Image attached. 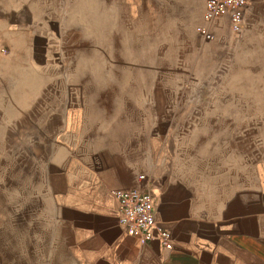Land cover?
Segmentation results:
<instances>
[{"label":"rangeland","instance_id":"374dc122","mask_svg":"<svg viewBox=\"0 0 264 264\" xmlns=\"http://www.w3.org/2000/svg\"><path fill=\"white\" fill-rule=\"evenodd\" d=\"M2 1L25 25L58 14L62 35L43 71L61 108L19 110L0 88V262L71 264L62 174L77 178L82 150L196 198L264 182V0L239 32L205 21V0Z\"/></svg>","mask_w":264,"mask_h":264},{"label":"crops","instance_id":"0c3cea01","mask_svg":"<svg viewBox=\"0 0 264 264\" xmlns=\"http://www.w3.org/2000/svg\"><path fill=\"white\" fill-rule=\"evenodd\" d=\"M49 15V26L48 13L37 25H25L21 7L0 0V43L7 46L5 53L0 51V88L22 96L19 110L61 108L49 105L51 88L43 75L55 61L62 35L61 18ZM54 91L60 92V86ZM78 154L77 178L62 174L63 194H70L59 216L71 243V264H264V182L259 189L196 198L187 184L148 182L135 162L115 164L114 153L94 149ZM131 186L153 193L156 220L171 231V247L155 239L143 242L119 224L110 189ZM0 264L14 263L2 259Z\"/></svg>","mask_w":264,"mask_h":264},{"label":"built area","instance_id":"2783aa9c","mask_svg":"<svg viewBox=\"0 0 264 264\" xmlns=\"http://www.w3.org/2000/svg\"><path fill=\"white\" fill-rule=\"evenodd\" d=\"M248 0H205L203 17L212 22L227 18L233 31H241ZM196 30L206 34V25L199 24ZM117 203L118 222L129 234L141 241L155 239L165 247L172 246L171 231L157 223L154 210V195L142 187H118L112 190Z\"/></svg>","mask_w":264,"mask_h":264},{"label":"bare ground","instance_id":"6f19581e","mask_svg":"<svg viewBox=\"0 0 264 264\" xmlns=\"http://www.w3.org/2000/svg\"><path fill=\"white\" fill-rule=\"evenodd\" d=\"M73 114L74 115L71 116V118H69V120H68V126H70V127L75 129L77 127V125H78V113L74 112ZM102 190H103V193H104L105 192L104 188ZM107 197H110L109 199H112L111 198L112 197L111 194H107Z\"/></svg>","mask_w":264,"mask_h":264}]
</instances>
